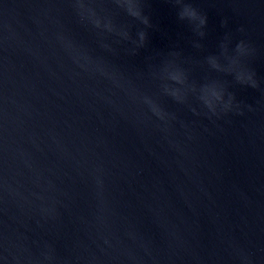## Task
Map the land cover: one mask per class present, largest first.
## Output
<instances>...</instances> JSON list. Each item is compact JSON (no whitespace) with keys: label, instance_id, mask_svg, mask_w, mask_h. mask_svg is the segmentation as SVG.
Returning a JSON list of instances; mask_svg holds the SVG:
<instances>
[{"label":"water","instance_id":"obj_1","mask_svg":"<svg viewBox=\"0 0 264 264\" xmlns=\"http://www.w3.org/2000/svg\"><path fill=\"white\" fill-rule=\"evenodd\" d=\"M0 264H264V0H0Z\"/></svg>","mask_w":264,"mask_h":264},{"label":"clouds","instance_id":"obj_2","mask_svg":"<svg viewBox=\"0 0 264 264\" xmlns=\"http://www.w3.org/2000/svg\"><path fill=\"white\" fill-rule=\"evenodd\" d=\"M133 15H135V14H133ZM192 15L195 16V13H192ZM144 23H147V20H145ZM143 38H144L143 33H141V40H143ZM238 47H239V45H238ZM253 87H255V85H253Z\"/></svg>","mask_w":264,"mask_h":264}]
</instances>
